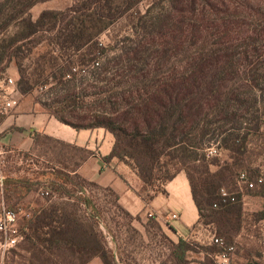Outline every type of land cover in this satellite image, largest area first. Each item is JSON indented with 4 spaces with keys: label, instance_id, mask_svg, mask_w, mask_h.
<instances>
[{
    "label": "trees",
    "instance_id": "16d2710c",
    "mask_svg": "<svg viewBox=\"0 0 264 264\" xmlns=\"http://www.w3.org/2000/svg\"><path fill=\"white\" fill-rule=\"evenodd\" d=\"M49 1L0 0V73L8 69L24 43L39 34H53L58 45L76 52V64L60 77L71 83L76 76V97L55 101L52 107L61 106L55 111L44 104V110L78 131L102 128L110 132L115 144L104 161L116 158L136 171L147 205L157 195H167L166 184L184 171L200 223L214 225L218 235L233 243L243 227L246 193H235L237 181L235 189L228 185L264 123L263 11L257 10L258 17L249 23L222 15L227 9L224 0H164L167 9L154 2L145 12L139 10L144 0H81L65 11L44 10L33 19L31 10ZM122 19L130 33L105 46L99 41L101 34ZM12 27L17 30L8 35ZM19 88L25 95L31 90L22 83ZM74 107L76 117L69 116L66 111ZM5 118L0 115V124ZM33 135L37 144L53 141L82 155L71 167L67 159L42 173L44 180L3 173L4 195L43 186L50 194L85 205L93 225L87 227L74 211L55 204L35 207L20 221L24 240L47 248L69 246L88 257L82 264L95 257L104 264H124L94 229L99 226V210L86 195L88 187L103 189L116 198L118 209L132 215L112 188L78 173L92 152L38 132ZM213 141L228 152L231 165L207 160V146ZM21 154L24 159L32 157ZM198 162L202 165L195 166ZM211 165L218 169L212 171ZM222 189L235 193L237 200L223 197ZM247 193L264 197V183ZM149 218L162 227L156 215ZM194 248L191 239L179 238L173 246L176 263L190 264L188 253Z\"/></svg>",
    "mask_w": 264,
    "mask_h": 264
},
{
    "label": "rangeland",
    "instance_id": "374dc122",
    "mask_svg": "<svg viewBox=\"0 0 264 264\" xmlns=\"http://www.w3.org/2000/svg\"><path fill=\"white\" fill-rule=\"evenodd\" d=\"M75 1L81 0H52L36 5L30 13L33 19H37L44 10L65 11ZM154 2L160 3L166 9L169 7L168 3H164V0H144L139 5V10L145 12L147 7ZM223 5L225 6L223 8L227 9L222 15L243 18L249 23L258 17L257 10H262L264 13V0H224ZM127 25L126 19L120 20L103 32L99 41L108 46L114 40L127 36L130 33ZM16 30V27H12L8 35L14 34ZM71 64H76V52L58 45L53 34L43 33L24 43L21 52L11 62L8 69L0 73V80L4 75L12 76L18 86L22 83L31 89L28 94H23L19 107L22 105L29 109L44 110V104H46L50 110L55 111V108H61V106L55 104L54 108L52 103L64 101L67 97H76V76L75 78L72 76L71 83L60 81L62 72ZM66 113L76 117V107L67 110ZM74 117L73 119L76 120ZM212 143L207 146V160L218 162L222 166L231 165L233 160L229 159L228 152L220 149L218 143H214V141ZM44 144L28 159H24L19 152L0 154V179L3 173L10 176L13 173L15 177H27L35 181L44 180L45 178L41 176L42 173H47L52 167L62 166V162H66L67 159L69 160V163L67 160V164L71 167L74 165V161L79 160L82 155L73 148L53 141H44ZM201 165L198 162L195 166ZM211 169L216 171L218 167L211 165ZM240 172H248L254 177H264V123L261 135L254 139L248 156L235 167L234 181L228 185L230 189H235L234 183ZM2 189L3 187L0 186V208L2 205L18 208L20 210L17 212L19 226L25 214L35 207H46L53 204L74 211L87 227L93 225L89 210L85 205L74 199L60 196L58 193L50 194V190L43 186L35 187L29 192L26 189L9 191L6 195ZM235 190L236 194L240 193L238 187ZM149 193L153 194L152 189ZM86 195L93 199L99 210L97 217L99 226H94L95 231L101 236L107 247L125 261L124 264H177L173 246L179 242L180 236L171 230L169 224L160 228L153 224V220H150L147 213L141 216H128L115 206L116 198L110 196L103 189L89 186ZM176 212L180 214V211ZM245 213L252 224L260 223L258 218L251 216L252 213L249 210H246ZM172 215L171 221L179 224L178 218L173 219ZM249 221L247 223H250ZM211 226L215 228L214 225ZM198 228L196 226L192 230L194 238L191 239V243L195 248L188 253V259L191 264H216L215 256L219 252V248L208 244L207 233L197 234ZM217 236L226 241L225 237L218 234ZM236 241H238V247L233 255L234 264H245L237 260L236 257L251 258L257 255L262 256L264 253V244L262 243L264 237L261 234H257L254 239L244 234V237L236 239ZM45 247L48 246H36L25 239L16 247L4 252L0 234V264H82L88 258L85 255L76 254L69 246L59 245L47 249ZM87 264L104 263L100 258L95 257L90 259Z\"/></svg>",
    "mask_w": 264,
    "mask_h": 264
},
{
    "label": "crops",
    "instance_id": "0c3cea01",
    "mask_svg": "<svg viewBox=\"0 0 264 264\" xmlns=\"http://www.w3.org/2000/svg\"><path fill=\"white\" fill-rule=\"evenodd\" d=\"M34 132L92 152V155L81 164L78 173L86 180L103 188H112L119 195V203L131 215L141 216L145 213H153L162 226L169 224L180 238H194L192 230L201 225L200 215L185 172H180L166 184L167 195L159 194L147 205L140 194L143 182L136 171L116 158L109 163L104 161V157L111 154L115 144L114 136L107 130L97 128L78 131L61 123L45 110L29 109L21 105L6 116L0 124V154L24 152L34 155L45 145L44 142L39 144L35 142ZM11 176L15 177L13 173ZM247 191L245 190L246 194H243L242 198L244 225L236 236L235 242L231 243L235 244L236 248L238 247L236 239L244 237V234L251 239H254L257 234L264 237L261 231V225L264 224V197L254 193L248 194ZM2 192H4L3 189ZM246 210L252 213V217L258 218L260 223L252 224L246 217ZM176 211H180V214ZM172 214L178 216L179 224L171 221ZM262 243L264 244V241ZM236 258L245 264H264V253L262 256L257 255L251 258L243 256Z\"/></svg>",
    "mask_w": 264,
    "mask_h": 264
},
{
    "label": "built area",
    "instance_id": "2783aa9c",
    "mask_svg": "<svg viewBox=\"0 0 264 264\" xmlns=\"http://www.w3.org/2000/svg\"><path fill=\"white\" fill-rule=\"evenodd\" d=\"M23 96L16 80L12 76L4 75L0 80V115H10L13 110L19 107ZM3 180V177H1L0 186L2 187ZM236 181L239 192L244 193L245 189L253 190L263 184L264 177L259 176L256 179H252L247 172H240ZM222 195L231 201L235 202L237 200L236 194L226 189H222ZM154 215L149 213L150 217ZM172 218L177 219L178 216L174 214ZM261 231L264 235V224L261 225ZM203 233H207L208 244L219 248V252L215 256L216 264H234L233 255L236 252V245L229 244L225 239L218 237L216 229L211 225L201 224L197 234L203 235ZM0 234L2 235V249L4 252L16 247L24 240V234L19 227V214L5 205L0 208Z\"/></svg>",
    "mask_w": 264,
    "mask_h": 264
}]
</instances>
